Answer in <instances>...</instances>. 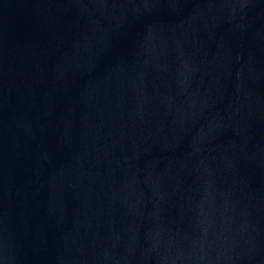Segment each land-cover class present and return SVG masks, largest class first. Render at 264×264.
Masks as SVG:
<instances>
[{
  "label": "water",
  "instance_id": "obj_1",
  "mask_svg": "<svg viewBox=\"0 0 264 264\" xmlns=\"http://www.w3.org/2000/svg\"><path fill=\"white\" fill-rule=\"evenodd\" d=\"M0 264H264V0H0Z\"/></svg>",
  "mask_w": 264,
  "mask_h": 264
}]
</instances>
